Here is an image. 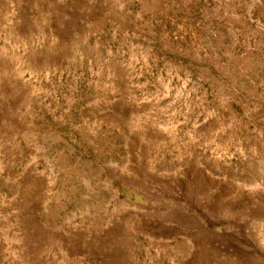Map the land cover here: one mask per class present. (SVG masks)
Returning a JSON list of instances; mask_svg holds the SVG:
<instances>
[{"label":"rangeland","instance_id":"obj_1","mask_svg":"<svg viewBox=\"0 0 264 264\" xmlns=\"http://www.w3.org/2000/svg\"><path fill=\"white\" fill-rule=\"evenodd\" d=\"M0 264H264V0H0Z\"/></svg>","mask_w":264,"mask_h":264}]
</instances>
